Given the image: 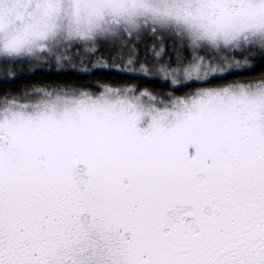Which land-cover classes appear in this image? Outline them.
I'll list each match as a JSON object with an SVG mask.
<instances>
[{"label": "snow or ice", "instance_id": "1", "mask_svg": "<svg viewBox=\"0 0 264 264\" xmlns=\"http://www.w3.org/2000/svg\"><path fill=\"white\" fill-rule=\"evenodd\" d=\"M9 65L173 87L0 95V264H264V0H0Z\"/></svg>", "mask_w": 264, "mask_h": 264}, {"label": "trees", "instance_id": "2", "mask_svg": "<svg viewBox=\"0 0 264 264\" xmlns=\"http://www.w3.org/2000/svg\"><path fill=\"white\" fill-rule=\"evenodd\" d=\"M257 67L259 68L261 66L257 65ZM65 81L73 83L108 81L116 85H124L128 87L136 86L149 91L161 93L171 91L173 87L166 80L154 76V74H150L146 77L139 72H105L96 69H89V71L85 73L82 68H77L74 71L71 69L58 70L51 65L39 69L24 65L15 67L11 65L7 67L0 66V95L12 96L23 93L25 90L44 87L49 84L55 86L56 84Z\"/></svg>", "mask_w": 264, "mask_h": 264}, {"label": "rangeland", "instance_id": "3", "mask_svg": "<svg viewBox=\"0 0 264 264\" xmlns=\"http://www.w3.org/2000/svg\"><path fill=\"white\" fill-rule=\"evenodd\" d=\"M154 76L160 77V78H162L163 80H165V79H164V73H155Z\"/></svg>", "mask_w": 264, "mask_h": 264}]
</instances>
